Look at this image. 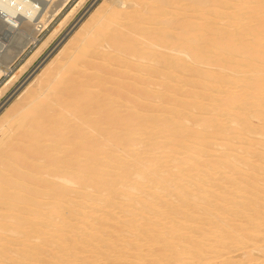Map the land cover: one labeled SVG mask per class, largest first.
<instances>
[{
	"label": "bare ground",
	"instance_id": "obj_1",
	"mask_svg": "<svg viewBox=\"0 0 264 264\" xmlns=\"http://www.w3.org/2000/svg\"><path fill=\"white\" fill-rule=\"evenodd\" d=\"M63 1L0 0V99ZM79 28L0 108V264H264V0H103Z\"/></svg>",
	"mask_w": 264,
	"mask_h": 264
},
{
	"label": "rangeland",
	"instance_id": "obj_2",
	"mask_svg": "<svg viewBox=\"0 0 264 264\" xmlns=\"http://www.w3.org/2000/svg\"><path fill=\"white\" fill-rule=\"evenodd\" d=\"M82 1L83 0H80V1L79 0H65V1H63L61 8L55 14V16L52 18V20L50 21V23L48 24L46 29H44L43 31H41L37 34V37H36L37 43L33 44V45L29 44L28 46H26L23 49V51L21 52V54L19 55V57H17L11 63L10 68H9L10 70L8 69L9 70L8 75L14 73L15 70H18L17 68H19L22 65V63H24L32 55V53H34L33 50L37 49L38 46L55 29H58L57 34L52 38V40H50L48 45L45 47L46 49L44 48L41 51V53H39L35 57V59L32 61V63L25 70L24 74H21V76L18 78V80L8 89V91L0 99V108L2 107V105L7 103L11 98L15 97L16 93L18 94L20 91H22L28 85V83L30 81H32V79H34V77L42 70L44 65H46V63L48 61H50V59L53 58V56H55L57 53H59L61 51V48L64 47V44L66 45L74 37V35H75L74 32H77L78 29H80L79 27H81L89 19L91 13H93L95 11V9L98 8V5H100L101 2H103V0H84L83 2ZM79 2H80V4H79ZM79 5H81V6H79ZM71 12L73 14H71ZM66 16H67V19H66ZM60 22L62 23V25ZM55 25L56 26L61 25V26L59 28V26L56 27ZM10 46L14 47V49L16 50V48H17V46H19V44L11 43ZM49 52H50V54H49ZM39 61H42V62H39ZM7 78H8L7 76H3L2 78H0V88L6 82ZM239 252L237 251L234 254L232 253L231 254L232 257H233V255H234V257L237 255V258L235 257V259H240L241 258L240 255H242V253H241V251H239ZM256 256H257V254H256ZM119 262L120 263L122 262V264H130V263L136 264V262H130V261H118L116 264H120ZM150 262H148V264H150Z\"/></svg>",
	"mask_w": 264,
	"mask_h": 264
}]
</instances>
